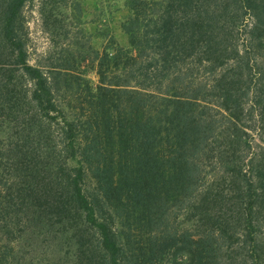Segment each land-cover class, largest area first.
<instances>
[{"label": "trees", "instance_id": "trees-1", "mask_svg": "<svg viewBox=\"0 0 264 264\" xmlns=\"http://www.w3.org/2000/svg\"><path fill=\"white\" fill-rule=\"evenodd\" d=\"M33 1L0 0V264L44 263L29 228L48 264H264V0H127L128 46L48 64Z\"/></svg>", "mask_w": 264, "mask_h": 264}, {"label": "rangeland", "instance_id": "rangeland-1", "mask_svg": "<svg viewBox=\"0 0 264 264\" xmlns=\"http://www.w3.org/2000/svg\"><path fill=\"white\" fill-rule=\"evenodd\" d=\"M75 2L80 4L77 11L72 10V5ZM129 12L127 0H34L25 7L26 25L29 33V59L31 63L48 64L50 59L61 55L64 50H68V53L78 57L80 52L91 54L92 49L103 50L109 44L128 46L129 38L122 25ZM245 22L250 25L252 19L247 18ZM244 41V35H241V37L238 36L236 42L242 46ZM81 46H83V50ZM77 59L79 60V58ZM79 70H86L87 77L94 86L98 83L97 73L87 63L81 62ZM246 122L255 125L250 119H247ZM249 132L252 142H260L258 130L249 129ZM3 140L5 139L0 137V145ZM7 172L6 174H9ZM30 230L31 228L23 232L22 241H19L22 246L26 244L40 249V257L38 258L37 253L31 250L25 253L29 256L28 261L34 255L37 262L38 259L43 258V264H48L46 260L51 263L53 252L51 248L47 249L51 244L50 240L42 241L44 236L33 240L29 236L31 235ZM34 231L36 232L37 229ZM6 236L7 234L0 232V242H3L7 238ZM18 238L15 239V243L18 242ZM27 246L24 247V250ZM43 247L46 254H44Z\"/></svg>", "mask_w": 264, "mask_h": 264}]
</instances>
